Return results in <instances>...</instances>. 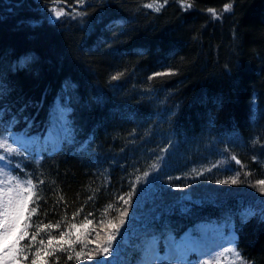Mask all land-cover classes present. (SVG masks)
<instances>
[{
	"label": "trees",
	"instance_id": "1",
	"mask_svg": "<svg viewBox=\"0 0 264 264\" xmlns=\"http://www.w3.org/2000/svg\"><path fill=\"white\" fill-rule=\"evenodd\" d=\"M56 118L54 143L16 148ZM4 138L34 185L20 264H142L201 223L264 264V0H0Z\"/></svg>",
	"mask_w": 264,
	"mask_h": 264
},
{
	"label": "snow or ice",
	"instance_id": "2",
	"mask_svg": "<svg viewBox=\"0 0 264 264\" xmlns=\"http://www.w3.org/2000/svg\"><path fill=\"white\" fill-rule=\"evenodd\" d=\"M77 2L82 3L83 0H77ZM164 2L166 3L167 0H164ZM162 6V4L152 3L147 5L149 8H155L156 11H159ZM229 7L230 6H226L223 11H227ZM64 14L63 10L55 11L56 17H60ZM167 74L171 73L169 72ZM0 149L4 150L6 153H14L17 151L9 144L7 138L0 139ZM233 159L235 160V157H233ZM0 160H3V157H0ZM0 175L5 177L4 180H0V264H20L21 258L25 260L27 259V256L24 255L25 249L20 247V243L29 235L27 231L29 225L26 223L25 213L28 211L29 203L32 201L34 195L32 191L34 185L31 179L21 180L16 176H10L8 173L3 172V170H0ZM238 182L237 178L219 181V183L224 184H236ZM259 183L264 184V181H260ZM259 190L264 192V187H261ZM125 203H127V201ZM32 211L35 212V209H32ZM125 215L126 212L121 213L120 224H123V217ZM88 223H91V221ZM55 227H59V225H56ZM110 227L118 229L119 226L111 224ZM38 234L39 233L36 235ZM36 235H32L30 240L33 242L36 241ZM114 239L115 236L109 234L107 237L108 245H110ZM39 243L43 245L44 242L41 240ZM48 243H52L51 239H49ZM101 254L104 256L109 255L110 247L105 246L96 253L97 256ZM230 254L235 255L238 260L241 259L239 253H237L235 249H231ZM35 256L37 258L40 257L39 250L36 251ZM76 258L95 259V256H92L91 253H89L86 257H82L80 253H77ZM31 264H37V259H33ZM41 264H43L42 261ZM241 264H243L242 260Z\"/></svg>",
	"mask_w": 264,
	"mask_h": 264
},
{
	"label": "rangeland",
	"instance_id": "3",
	"mask_svg": "<svg viewBox=\"0 0 264 264\" xmlns=\"http://www.w3.org/2000/svg\"><path fill=\"white\" fill-rule=\"evenodd\" d=\"M55 11L57 9L54 8L48 13L50 19L54 20L58 18L55 16ZM58 124V119H55L52 131H47L44 136H40V134L29 135L19 133L17 140L27 149L46 146L54 141L55 135H60ZM0 170L8 173L3 160H0ZM4 179L5 177L0 175V180ZM200 190H194L192 193ZM197 231L198 233L194 232V234L190 231H185L177 240L165 241L166 253L162 257L160 264H186L183 263L181 258H185L190 254H197L199 256L198 264H226L225 260L223 261V256L227 253V249L232 246V243L225 244L221 242L220 228L210 223H201L197 226ZM146 260L148 262L154 261V254L147 255Z\"/></svg>",
	"mask_w": 264,
	"mask_h": 264
},
{
	"label": "water",
	"instance_id": "4",
	"mask_svg": "<svg viewBox=\"0 0 264 264\" xmlns=\"http://www.w3.org/2000/svg\"><path fill=\"white\" fill-rule=\"evenodd\" d=\"M228 10H231V8L229 7Z\"/></svg>",
	"mask_w": 264,
	"mask_h": 264
}]
</instances>
